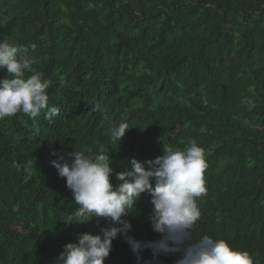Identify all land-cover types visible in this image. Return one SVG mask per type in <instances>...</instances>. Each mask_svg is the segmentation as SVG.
Segmentation results:
<instances>
[{
    "label": "trees",
    "instance_id": "16d2710c",
    "mask_svg": "<svg viewBox=\"0 0 264 264\" xmlns=\"http://www.w3.org/2000/svg\"><path fill=\"white\" fill-rule=\"evenodd\" d=\"M3 40L34 58L60 112L0 120V264H56L79 234L108 227L66 223L78 205L53 161L103 150L126 172L193 140L208 164L194 238L224 239L264 264V0H0ZM121 122L129 131L112 142ZM150 201L125 217L136 240L161 239ZM142 256L120 236L105 264H156Z\"/></svg>",
    "mask_w": 264,
    "mask_h": 264
},
{
    "label": "clouds",
    "instance_id": "9594fccd",
    "mask_svg": "<svg viewBox=\"0 0 264 264\" xmlns=\"http://www.w3.org/2000/svg\"><path fill=\"white\" fill-rule=\"evenodd\" d=\"M18 53L16 46L7 40L0 41V69L12 75L11 79L0 80V120L18 113L35 119L44 112L45 119L52 122L60 109L49 104L50 81L33 69L34 58ZM241 102L249 111L256 106L252 98ZM94 110L100 111L101 106L96 104ZM128 131L125 122L113 124L109 129L111 141L122 142ZM52 163L58 175L66 179L78 205L66 223L83 225L100 219L108 222L99 235L79 234L77 242L64 247L56 264H105L113 241L120 236L138 261H143L142 253L150 250L156 264L160 256L175 254H180L176 264H254L248 251L236 250L224 239L207 234L198 240L194 238V229L201 219L198 200L207 191L208 168L204 149L196 141L183 150L163 146L161 156L145 163L133 159L132 170L126 172H114L109 151L103 150H75L68 159L61 156L60 162ZM113 176L119 183L113 184ZM144 194L151 197L153 212L149 219L153 230L161 236L157 241L145 242L129 235L132 224L125 217L134 213Z\"/></svg>",
    "mask_w": 264,
    "mask_h": 264
}]
</instances>
